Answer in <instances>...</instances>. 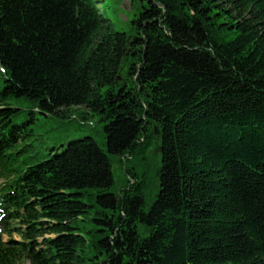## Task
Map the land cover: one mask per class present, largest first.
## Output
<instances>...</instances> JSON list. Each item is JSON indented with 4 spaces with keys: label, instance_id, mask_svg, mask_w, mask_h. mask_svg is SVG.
Wrapping results in <instances>:
<instances>
[{
    "label": "trees",
    "instance_id": "obj_1",
    "mask_svg": "<svg viewBox=\"0 0 264 264\" xmlns=\"http://www.w3.org/2000/svg\"><path fill=\"white\" fill-rule=\"evenodd\" d=\"M119 1L0 0V264H264V0Z\"/></svg>",
    "mask_w": 264,
    "mask_h": 264
},
{
    "label": "rangeland",
    "instance_id": "obj_2",
    "mask_svg": "<svg viewBox=\"0 0 264 264\" xmlns=\"http://www.w3.org/2000/svg\"><path fill=\"white\" fill-rule=\"evenodd\" d=\"M119 10V16L123 22H128L131 16L135 13V0H120L117 4ZM69 114H73L72 117L69 115L64 116L61 114H40L39 119L36 121L35 128L37 132L36 143L42 149H49L54 147L53 151L62 150L66 144L72 140L84 137L86 135H92L102 147L105 146L104 134L102 131L101 123L99 122L98 115L95 112H91L85 106L73 107ZM84 117H87L85 119ZM86 122V123H85ZM149 158L150 167L155 169L157 165L158 153L153 150L147 154ZM141 161L134 160L131 163V167H136L138 172H141L140 164ZM112 170L116 181L115 190H122L126 186L125 172L118 156L112 157ZM149 190L148 193H150ZM14 238H19L16 234Z\"/></svg>",
    "mask_w": 264,
    "mask_h": 264
}]
</instances>
